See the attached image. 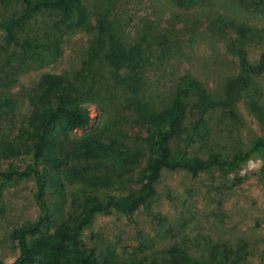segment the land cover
<instances>
[{"label": "rangeland", "instance_id": "1", "mask_svg": "<svg viewBox=\"0 0 264 264\" xmlns=\"http://www.w3.org/2000/svg\"><path fill=\"white\" fill-rule=\"evenodd\" d=\"M85 2L91 23L100 14L110 12L111 24L123 31L120 34L123 38L135 37L145 22L161 33L171 32V36L180 38V47L173 48L171 59L153 58L146 67L144 85L152 99L173 93L179 78L190 75L213 99L225 98L228 84L240 75L237 47L247 51L251 62L264 53V13L260 7L261 12L254 7L250 11L239 8V0H196V7L190 10L179 9L169 0ZM19 8L14 0L0 1V19ZM218 16L221 21L234 20L250 28L248 39L236 40L234 33L227 31L226 20L220 24ZM26 29L37 35L48 32L59 41L60 54L54 59L37 61L20 49L7 47L0 33V94L16 100L14 113L0 120V148L22 132L37 103L41 75L62 74L74 80L89 57L86 28L67 30L54 12L38 15ZM253 33L256 36L251 37ZM152 50L150 56L158 55L154 52L158 50L155 45ZM254 90L258 101L264 102L263 83L257 81L246 91L236 87L230 106L206 117L203 144L192 141L184 149L187 143L171 140L173 152L203 158L215 153L227 158L245 152L254 140L264 141V122L253 116L249 108L248 98ZM100 94L97 97L100 112L90 108V127L69 134L67 141L76 145L89 142L100 147L99 144H106L100 138L120 142L125 139L127 146L140 151V156L132 165L125 164L121 155L115 153L78 159L52 170L53 184L46 196L51 220L45 234H50L56 224L77 211L89 194L99 198L108 194L123 197L138 188L137 177L145 164L142 149L146 146V129L130 111L129 96L123 97L113 88ZM10 161L23 166L28 158ZM33 193L32 179L11 182L0 189V260L7 264L19 254L11 239L12 230L39 215ZM81 239L85 245L95 247L100 260L136 256L155 262L169 257L167 250L173 246L203 261L208 259L213 243H222L230 248L232 262L264 264V160L253 155L231 174L212 168L193 177L180 169L164 170L149 201L129 216L114 210L97 214Z\"/></svg>", "mask_w": 264, "mask_h": 264}, {"label": "trees", "instance_id": "2", "mask_svg": "<svg viewBox=\"0 0 264 264\" xmlns=\"http://www.w3.org/2000/svg\"><path fill=\"white\" fill-rule=\"evenodd\" d=\"M14 1L20 7L19 11L0 19V33L7 47L20 49L40 62L54 59L60 52L59 41L48 32L37 35L26 29L44 12L58 14L67 30L86 28L90 42L89 57L82 63L81 72H77L74 80L62 74L41 75L37 103L26 118L22 132L0 148V189L11 182L32 179L33 197L39 209L35 220L12 230L11 239L18 246L19 254L9 264H237L229 258L230 248L222 243H213L208 259L203 261L173 246L167 250L169 257L155 262L136 256L100 260L95 247L85 245L81 238L84 229L97 214L114 210L129 216L149 201L164 170L180 169L193 177L212 168L231 174L253 155L264 160V141L261 139L250 142L245 152L239 151L227 158L215 153L204 158L174 153L170 145L171 140H181L187 143L184 149L192 141L201 146L206 134V117L219 108L229 107L236 87L246 91L253 88L257 81L264 84V53L251 62L247 51L237 47L235 53L240 75L228 84L225 98L213 99L207 89L190 75L179 78L173 93L152 99L144 85L146 67L151 65L149 63L153 58L155 61L171 59L173 48L180 47V38L171 36V32L169 35L161 33L146 22L135 37L123 38L120 35L123 31L111 24L110 12L100 14L91 23L85 0ZM169 1L183 10L196 7V0ZM239 3V8L246 11L254 10L252 7L260 11V7L264 13V0H239ZM217 18L220 24L226 20L224 25L229 33H234L236 40L248 39L250 28L234 20L221 21L220 16ZM254 36L255 33L251 37ZM153 45L158 48L154 51L158 55L150 56ZM112 88L123 97L129 96L130 111L147 132L146 146L142 149L145 164L137 177L138 188L123 197L108 194L99 198L89 194L77 211L56 224L50 234H45L51 220L46 196L53 184L52 170L78 159L115 153L121 155L125 164L132 165L140 156V151L127 146L125 139L120 142L100 138L106 143L99 144L100 147H94L89 142L76 145L67 141L69 134L90 127V108L100 112L97 97H101V91L110 89L111 92ZM255 93V90L252 91V96L248 98L249 108L253 116L264 122V102L260 103ZM15 109L16 100L0 94V120L10 117ZM23 156L28 158L23 166H16L10 161ZM61 193L65 194L63 190ZM0 264L7 263L0 260Z\"/></svg>", "mask_w": 264, "mask_h": 264}]
</instances>
